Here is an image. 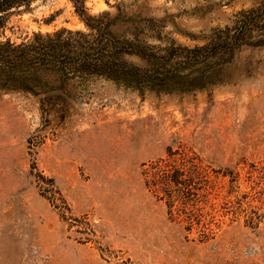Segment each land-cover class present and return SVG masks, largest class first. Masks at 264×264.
Masks as SVG:
<instances>
[{
	"label": "rangeland",
	"instance_id": "obj_1",
	"mask_svg": "<svg viewBox=\"0 0 264 264\" xmlns=\"http://www.w3.org/2000/svg\"><path fill=\"white\" fill-rule=\"evenodd\" d=\"M84 1L150 44L203 46L246 18L250 36L204 91L91 80L44 111L0 87V264H264V0ZM63 28L87 31L74 3L39 0L6 36Z\"/></svg>",
	"mask_w": 264,
	"mask_h": 264
},
{
	"label": "trees",
	"instance_id": "obj_2",
	"mask_svg": "<svg viewBox=\"0 0 264 264\" xmlns=\"http://www.w3.org/2000/svg\"><path fill=\"white\" fill-rule=\"evenodd\" d=\"M37 1L0 0V77L24 75L20 84L0 87L36 97L44 111L66 108V93L91 80L102 79L141 95L207 90L221 83L222 69L232 63L250 36L246 18L234 34L230 28L220 30L203 46L150 44L142 37L163 40L160 34H147L153 28L144 29L141 21L119 14L111 18L110 13L91 16L84 0H71L86 32L63 28L14 42L6 36L13 14ZM50 92L64 96L51 97Z\"/></svg>",
	"mask_w": 264,
	"mask_h": 264
}]
</instances>
